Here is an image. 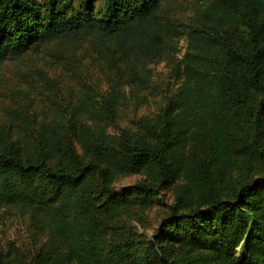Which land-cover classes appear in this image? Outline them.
Returning a JSON list of instances; mask_svg holds the SVG:
<instances>
[{
    "label": "trees",
    "instance_id": "obj_1",
    "mask_svg": "<svg viewBox=\"0 0 264 264\" xmlns=\"http://www.w3.org/2000/svg\"><path fill=\"white\" fill-rule=\"evenodd\" d=\"M184 35L174 64L183 82L147 128L151 140L124 129L112 140L102 122L122 105L121 88L147 86L149 64L173 63ZM89 36L106 91L85 92L67 117L29 131L0 127V207L45 228L54 260L144 264L151 251L158 264H264V171L236 181L230 171L240 159L264 170V0H208L188 25L168 16L165 0H0V61ZM146 169L134 194L114 188L120 171ZM170 184L152 244L140 249L129 235L104 248V221Z\"/></svg>",
    "mask_w": 264,
    "mask_h": 264
},
{
    "label": "rangeland",
    "instance_id": "obj_2",
    "mask_svg": "<svg viewBox=\"0 0 264 264\" xmlns=\"http://www.w3.org/2000/svg\"><path fill=\"white\" fill-rule=\"evenodd\" d=\"M74 5L79 0H73ZM208 0H165L170 18L189 24L195 12ZM101 0H94L100 5ZM92 36L81 38L75 43L52 41L38 49H27L18 57H7L0 61V127L4 124L31 130L39 120L67 117L80 96L91 91L99 95L107 89L104 73L106 65L96 49ZM187 49L186 36H182L174 52L173 63L154 60L149 64L151 78L147 86L121 88L123 103L111 120L102 122L112 140L119 130L137 138H147V128L155 126L159 115L182 85L174 64L183 62ZM264 118V116H263ZM196 139H192L187 147ZM256 160H238L230 171L232 180L243 175L255 177L264 170ZM149 170L140 172L120 171L114 178V188L131 192ZM174 184L163 187L152 195L148 203H137L124 214L103 222L105 227L104 248L129 235L135 238L140 249L149 246L154 235L167 215L174 198ZM132 194L133 191H132ZM50 239L45 228L40 227L29 215L0 207V264H76L67 258L53 259L46 256ZM152 250V247H151ZM144 264H158L151 251L141 253Z\"/></svg>",
    "mask_w": 264,
    "mask_h": 264
}]
</instances>
